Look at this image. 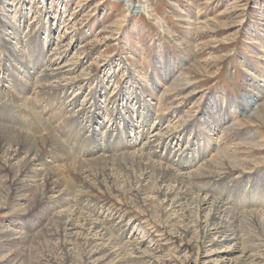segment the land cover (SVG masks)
Returning <instances> with one entry per match:
<instances>
[{"label":"rangeland","instance_id":"rangeland-1","mask_svg":"<svg viewBox=\"0 0 264 264\" xmlns=\"http://www.w3.org/2000/svg\"><path fill=\"white\" fill-rule=\"evenodd\" d=\"M2 21L33 70L0 46V125L37 143L58 136L75 158L56 168L72 205L108 221L123 252L68 235L67 207L50 208L42 182L19 177L23 155L9 169L0 162V264H264V97L243 109L264 88V0H0ZM49 67L58 90L39 93ZM130 148L181 173L216 166L223 180L202 187L239 214L236 247L215 236L199 198L175 209L154 192L131 202L79 185L80 163Z\"/></svg>","mask_w":264,"mask_h":264},{"label":"bare ground","instance_id":"bare-ground-1","mask_svg":"<svg viewBox=\"0 0 264 264\" xmlns=\"http://www.w3.org/2000/svg\"><path fill=\"white\" fill-rule=\"evenodd\" d=\"M17 31H18V29H16L14 26H11L7 22L2 21V23H0V46H1V48H5L6 55L8 58H10L12 60V62L17 61L20 68H22V67L28 68L32 71L33 69L31 68V65H30L31 63L29 64V62L27 61V58L24 56V53H25L24 48L21 47V45H19L18 43H16V42L14 43V41L16 40V37L12 36V37H4L3 38V35H7V36L13 35V34L15 35L17 33ZM40 56H41V54H40ZM40 56H37V60L40 58ZM47 71L48 72L44 73L43 76H41L40 78L37 79V83H38L37 87L39 89V91H38L39 93H45L46 91L48 93H50V92H53V91L55 92L56 90H58V89H55L56 87L53 86L52 83H49V82L52 79L59 77L60 72L54 73L53 69H51V67H49V69L47 68ZM27 74H28V71L23 72L24 77H26ZM177 85H175V86H177ZM35 89L36 88L34 86V90ZM263 97H264V88L260 86L258 88L257 93L255 91L254 93H252L247 98L246 103L244 102L245 106L240 105L239 107L242 108L244 106L243 109L244 108L248 109L252 106V104L258 102V100H261ZM176 99H177V96L169 94L167 99H166V102L168 104V101H169L171 104H173L172 102L177 101ZM22 101L24 103L23 105H25V106H27L29 103L27 98L23 99ZM22 101H21V104H22ZM167 107H168V105H167ZM177 108L178 107H174L172 109L175 110ZM85 109H86V107H85ZM82 110H83V108H82ZM65 111H67V110H65ZM69 115H68V117H69ZM224 118L226 120L229 119V117H224ZM95 122L97 123V121H95ZM141 123L143 124V121ZM145 124H146V122H145ZM218 124H220V123L218 122ZM0 126H1L0 127V162H1V165L3 164L4 168L9 169L11 161L15 160L16 158H18L20 156L25 155L24 161L22 162V165L18 170L19 177H21V178L23 177V179L29 178V180H30L29 182H32V184H33V182L34 183L37 182L39 184L42 182L43 187L46 189V191H44L45 192L44 197H45L46 202L49 204L50 208L55 209L57 207V208L61 209L63 207H67L66 210L62 211V213H61L62 218L61 219L63 220L64 230L66 229L68 232L70 231V233H68V235L72 236V235L76 234L75 232L77 230H82V231L88 233L89 236H92V238H94V240L96 242H99L100 243L99 246H102L103 251L106 250L108 252V255L110 254V257H113L114 255L117 256L116 252H119V250H117L115 252H113L111 250H114V249H116V247H119V249L121 251V248H120L121 241L117 237H114L113 234H111L112 229H109V226H107L108 224L106 225V222H108V221H106V222L98 221L99 216H98L97 221H96L90 215H87V214L81 212L80 209H78L74 205H72V200L70 197L72 195V193L74 192V189H71L72 186L69 185V187H66V185H65V187H63V183L61 181L60 175L58 174L56 168L59 167V165L61 163L66 164L70 160H75V158L72 157V155L70 153H68L63 142L60 139H58V136H56L55 134L52 133L50 135V142L49 143H45L43 141H40L39 143H37L36 140L33 139L32 137H29L28 134L24 135L20 132L16 133L14 131V129L10 130L5 126L4 127L2 125H0ZM141 126L142 125H140V127ZM146 127H147V125H146ZM95 131L96 130L94 128L93 132H95ZM158 133H159V131H158ZM148 134H150V133L147 130V133L145 135H148ZM109 135H111V133H109ZM145 135L142 136V138L145 137ZM38 140H40V139L38 138ZM108 144H110V142H108ZM42 149H46L47 154L42 155L41 154ZM146 149H147V147H146ZM128 151L129 152H125L119 156H109V155L97 156V154H96V155H94V156H96L95 162L83 161V162H85L84 164L80 163L79 166L74 169L76 178L79 182V185H81V187L89 190V192L95 190L96 188L99 190L105 189V190H107L106 192H108L107 194H109V196H107L109 199H111L110 196L113 195V192L118 193L119 195H122L125 198H128V200H130L131 202L133 200L145 201L148 194L149 193L152 194V192H154L159 197H162V198H164V200L168 201V203H169V205H167L168 207L175 208V209L176 208L182 209L186 206L185 204L190 203V201L192 202V200L199 198L198 201L196 200L197 201L196 203L200 207V211L202 213L204 211L209 212L211 225L213 226L212 230H213L215 236H220V238H222V240H220V241H222L224 244L229 243L231 245H234V247H236V245L238 244V241H239V237L236 234V226H235L236 221H235V219H237L239 214L237 212H235L233 207L232 208L230 207L231 204H229V202L227 200L221 199L220 197H217L215 195L214 191H207L206 188L202 187V185H204V184L207 187L208 185H212L216 181L219 182V180H220V182H221L223 180V173L218 172L216 166H213V167L208 166L207 167L204 165L205 168H202L200 170L198 169L200 171V173L197 172L196 174L192 175V173H181L180 170L178 172V170L176 171L175 169H173L171 167H167L161 163H158L157 161L155 162V161L150 159V157L148 155L149 153L146 154L144 151L143 152L131 151V148L128 149ZM118 153H120V152H118ZM94 156H92V157H94ZM187 160H189V159H187ZM59 162H60V164H58ZM115 164L117 167L113 166ZM111 167L115 170L122 172L123 174H120V175H123V176L114 175L115 173H112ZM220 170H221V168H220ZM136 173H138V175H135ZM92 179H95L97 182H93ZM125 182H127L128 184L125 185ZM37 183H36V185H37ZM150 183H152V184H150ZM197 183H201V185L198 187L195 185ZM25 184H29V183H25ZM69 184H70V182H69ZM121 184H124V185H121ZM26 187H28V185H26ZM26 187H25V189H26ZM29 189H30V187H29ZM192 189L194 190V192L192 191ZM224 193H225V191H224ZM86 194H88V193H86ZM193 195H195L194 196L195 198L193 197ZM42 198L43 197H41V199ZM101 200H102V198H101ZM97 201H99V200H97ZM39 202H40V200H39ZM42 208H44V207H42ZM155 208H157V206ZM81 209H82V207H81ZM88 210H89V208H88ZM113 210H114V208H113ZM58 211H60V210H58ZM57 217H58V215H57ZM227 217L228 218L231 217L232 221L231 222H227V221L223 222ZM52 223H54V222H52ZM168 223H169V221H168ZM207 224H209V223H207ZM212 237H214V236H212ZM73 238H74V236H73ZM225 249H226L225 251L231 250L229 248H225ZM122 252L123 251H121V253ZM106 255H107V253H106ZM119 255H121V254H119ZM123 259L125 261V258H123ZM115 261L116 260L113 261L114 264H121V262H120L121 260L120 261L118 260L116 262ZM123 264H124V262H123Z\"/></svg>","mask_w":264,"mask_h":264}]
</instances>
